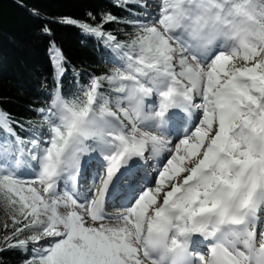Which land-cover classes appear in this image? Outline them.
<instances>
[{
  "label": "snow or ice",
  "instance_id": "snow-or-ice-1",
  "mask_svg": "<svg viewBox=\"0 0 264 264\" xmlns=\"http://www.w3.org/2000/svg\"><path fill=\"white\" fill-rule=\"evenodd\" d=\"M26 10L50 71L24 112L0 107V254L264 264V0ZM58 27L98 62H74Z\"/></svg>",
  "mask_w": 264,
  "mask_h": 264
},
{
  "label": "trees",
  "instance_id": "trees-1",
  "mask_svg": "<svg viewBox=\"0 0 264 264\" xmlns=\"http://www.w3.org/2000/svg\"><path fill=\"white\" fill-rule=\"evenodd\" d=\"M0 0V107L25 111L35 99L37 86L50 71L46 41L36 35L38 21L27 8L38 5L51 14L82 17L86 9L108 7L111 0ZM56 39L74 62H98L94 40H83L75 27L56 28ZM100 69L97 68V71ZM3 255L5 264L16 257Z\"/></svg>",
  "mask_w": 264,
  "mask_h": 264
}]
</instances>
